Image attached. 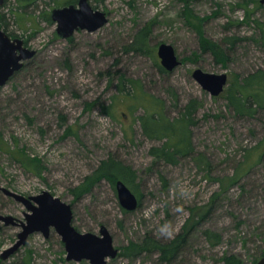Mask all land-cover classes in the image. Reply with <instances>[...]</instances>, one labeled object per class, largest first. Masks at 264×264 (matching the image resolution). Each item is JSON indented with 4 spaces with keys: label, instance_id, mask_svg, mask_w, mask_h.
<instances>
[{
    "label": "rangeland",
    "instance_id": "rangeland-1",
    "mask_svg": "<svg viewBox=\"0 0 264 264\" xmlns=\"http://www.w3.org/2000/svg\"><path fill=\"white\" fill-rule=\"evenodd\" d=\"M67 1L29 0L27 5L5 0L0 7L3 27L36 52L0 87V187L24 197L49 192L71 206L72 226L80 233L99 235L105 226L118 250L107 264H159L152 244H169L179 235L187 239L172 264H220L225 254L256 264L264 251V107L238 115L226 96L250 74L264 73V4L91 2L106 14L107 24L64 40L57 36L50 12ZM2 14L7 25L1 22ZM146 25L148 52L131 51L137 32ZM202 39L219 45L223 55L215 58L203 51ZM160 44L171 45L180 61L171 72L159 70ZM195 69L226 74L223 93L213 97L204 91L192 78ZM121 78L133 81L138 96L158 102L170 119L190 101L200 105L190 128L189 157L171 165L151 153L162 142L143 135L139 118L145 108L138 107L135 96L121 93ZM241 93L253 92L243 88ZM248 156L251 169L216 196L219 179L246 168ZM110 158L131 170L128 187L139 202L133 211L122 209L115 184L106 179L81 195L73 192ZM29 160H35L38 172L26 167L24 161ZM24 211L0 193V215L22 221ZM20 230L0 223V264H89L66 261L64 245L53 229L47 238L30 235L3 260L1 255ZM204 230L218 234L220 242L209 240Z\"/></svg>",
    "mask_w": 264,
    "mask_h": 264
},
{
    "label": "water",
    "instance_id": "water-1",
    "mask_svg": "<svg viewBox=\"0 0 264 264\" xmlns=\"http://www.w3.org/2000/svg\"><path fill=\"white\" fill-rule=\"evenodd\" d=\"M4 0H0V6ZM264 4V0L260 1ZM51 21L56 24L55 32L61 39L67 40L80 30L93 33L107 24L108 19L104 12L94 9L89 0H78L76 6L68 5L53 9L50 12ZM35 51L24 47L21 39L10 40L0 29V87L4 86L10 78L20 71L24 62L34 57ZM157 56L160 66L171 72L180 65L175 50L171 45L160 44L157 47ZM193 80L213 97L221 95L227 85L226 74H212L195 69ZM115 191L120 206L130 212L138 207V198L126 186L117 180ZM0 192L24 206V221L12 216L0 215V223L4 226L20 227L17 240L6 249L1 258H9L20 247L24 246L28 237L34 233H41L47 238L53 229L61 238L66 251V261H88L89 264H107L114 259L118 250L113 245V239L105 226L99 229V235L93 233H80L72 226L73 212L69 204L43 191L36 196L24 197L10 190L0 187ZM256 264H264L261 258Z\"/></svg>",
    "mask_w": 264,
    "mask_h": 264
},
{
    "label": "trees",
    "instance_id": "trees-1",
    "mask_svg": "<svg viewBox=\"0 0 264 264\" xmlns=\"http://www.w3.org/2000/svg\"><path fill=\"white\" fill-rule=\"evenodd\" d=\"M19 1H23L26 4L29 2V0ZM76 1L77 0H68L65 5L74 4ZM103 1L105 0H90V2L95 3H102ZM92 7L96 9L95 6ZM1 19V22L4 25H7V23H5V14H2ZM149 36L150 26L146 25V27L141 28L137 32L134 41L132 42L131 46H129V49L136 53H147V42L149 40ZM260 40L259 41L264 45V28L260 29ZM200 43L201 49L205 52H210L215 56V58L219 55H223V49L216 43L207 39H202ZM159 70L162 73H166V71L160 66ZM120 83L122 85L121 93L127 92L126 95L131 97L135 96L138 102V107L145 108V114L139 118L143 135L149 140L162 142V145L159 148H152L151 153L159 160L171 165L177 164L180 159L189 157L192 153L190 128L195 124L193 118L195 113L200 108V105H196L194 101H190L185 105L178 117L170 119L163 113V109L158 102L145 101V98L138 96L136 92L138 91L137 85H135L133 81H125L123 78H121ZM127 85H130V88L126 89ZM243 88H248L253 93L249 95H243L241 93ZM261 91L263 92L261 93ZM226 99L228 101V105L238 115L251 114L253 112V108L264 107V73L260 70H257L253 74H250L244 78L242 83L235 89V91L230 92L226 96ZM261 156L262 154L259 155L258 162L260 161ZM251 159L252 157L248 156V166H246V168L240 167L236 169L231 176L225 177L224 180L219 179L220 187L217 194H215L216 196L225 192L232 185H236L238 181L245 174H247V172L252 167ZM25 161L24 163L27 168L37 171L35 169L36 165L33 163L35 160H29L28 162ZM131 175L132 173L130 168L123 165L121 162L110 158L108 160L102 161L95 172L91 176H88L85 181L80 184L73 192L77 195L86 193L90 190L92 184L100 179L108 180L113 184V186L117 180H121L128 187V184L131 183ZM203 234L209 240L215 241L216 243L220 242L221 237L212 231L204 230ZM186 239L187 238H182L181 235H179L169 244H152L159 252V264H172L173 260L180 251L182 243L186 242ZM261 258H264V251L256 260H260ZM220 264H243V261L235 254H225L222 256Z\"/></svg>",
    "mask_w": 264,
    "mask_h": 264
},
{
    "label": "flooded vegetation",
    "instance_id": "flooded-vegetation-1",
    "mask_svg": "<svg viewBox=\"0 0 264 264\" xmlns=\"http://www.w3.org/2000/svg\"><path fill=\"white\" fill-rule=\"evenodd\" d=\"M5 1V0H4ZM77 3H78V0L74 3V4H69V5H74V6H76L77 5ZM89 3H90V5H91V2H90V0H89ZM3 4H4V2H3ZM2 6V5H1ZM0 6V7H1ZM66 6H68V5H66ZM92 6V5H91ZM0 29L10 38V40H14V39H21L22 41H23V45H24V47H27V43L25 42V40H23L19 35H16V34H13V33H11V32H8L7 31V29H5L4 27H3V25L0 23ZM78 31H80V30H78ZM77 32V31H76ZM74 35V34H73ZM69 39H71V37L69 38ZM28 48V47H27ZM29 49V48H28ZM35 56V55H34ZM1 194H3L2 192H0ZM4 195V194H3ZM5 196V195H4ZM5 197H8V196H5ZM8 198H10V197H8ZM20 204V203H19ZM23 206V205H22ZM24 207V206H23ZM25 209V208H24ZM26 211V210H25ZM24 211V212H25ZM24 212H23V220L22 221H24ZM20 221V220H19ZM3 224V223H2ZM3 226H4V224H3ZM5 227H7V226H5ZM20 228V227H19ZM21 229V228H20Z\"/></svg>",
    "mask_w": 264,
    "mask_h": 264
}]
</instances>
